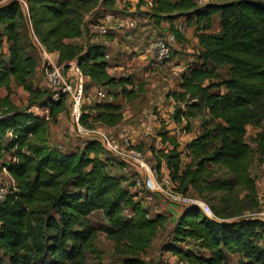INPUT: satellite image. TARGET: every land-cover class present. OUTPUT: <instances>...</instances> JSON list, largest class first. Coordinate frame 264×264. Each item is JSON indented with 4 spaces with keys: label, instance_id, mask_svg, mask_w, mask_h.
I'll list each match as a JSON object with an SVG mask.
<instances>
[{
    "label": "trees",
    "instance_id": "16d2710c",
    "mask_svg": "<svg viewBox=\"0 0 264 264\" xmlns=\"http://www.w3.org/2000/svg\"><path fill=\"white\" fill-rule=\"evenodd\" d=\"M140 3H145L164 22L179 17L186 26L194 28L199 64L188 67L181 75L179 91L168 96L188 111L204 109L216 123L213 131L194 140L211 149V154L204 155L194 169L181 170V153L175 148L165 154L158 152V169L163 159L177 191L187 194L189 188L199 198L206 191H224L233 184L216 177L205 164L224 170L235 183L246 184L254 193V184L246 176L251 148L245 134L247 126L259 128L264 124V0H213L201 7L193 0ZM25 4V9L16 0L0 5V26L7 44V54L0 53V89L8 91L13 82L34 93L28 82L36 74V58L32 52L25 54V49L31 47L30 33L46 53L58 54L59 63L75 60L94 84L119 87L117 97H134V91L126 88L131 85L130 77L107 74L101 47L70 43L81 37L83 30L86 32L80 12L87 5L85 0H25ZM215 14H219L217 35L211 33ZM169 30L181 43V33L173 26ZM220 67L227 68V78L216 73ZM49 101L42 105L50 109L54 119L63 99ZM120 109L116 103H98L95 120L114 127L122 121ZM191 112L179 110L180 116L175 117L192 118ZM42 120L18 109L0 117V159L4 151L13 152L16 159L7 168L17 186L0 202V251L7 257L6 263L85 264L86 252H94L93 239L98 232L113 241L116 248L126 242L145 249L155 236L161 215L148 218L147 210L139 203L126 204L132 196L123 189L121 179L106 174L94 159L86 156L97 144L85 143L82 153H43L40 148L30 147L27 155L23 152L28 140L41 129ZM7 131L12 135L2 144ZM256 147L264 162V129L256 139ZM44 189L52 190V196H45ZM35 204L46 207L35 208ZM125 210L131 211L133 217L124 216ZM95 211H102L108 226H95L88 221ZM176 228L174 241L189 239L203 255L181 251L174 244L167 245L166 251L194 264H226L228 253H238L243 259L241 264L263 263L264 251L254 244V239L264 234L261 220L208 219L196 209H184L176 219ZM123 260V264L137 263L133 257Z\"/></svg>",
    "mask_w": 264,
    "mask_h": 264
},
{
    "label": "rangeland",
    "instance_id": "374dc122",
    "mask_svg": "<svg viewBox=\"0 0 264 264\" xmlns=\"http://www.w3.org/2000/svg\"><path fill=\"white\" fill-rule=\"evenodd\" d=\"M11 0H0L1 2L7 3ZM19 2L25 0H18ZM171 1V0H169ZM197 6L201 7L206 3L212 2L213 0H193ZM87 4L80 9L83 15L84 27L85 25L94 20L96 17H101L105 13H115L122 16H137L140 18V22L135 30L139 31L141 28L151 27V29L156 28V34L158 36H163L166 28L175 25L180 27L182 42L178 43V46L172 50V59L166 64H162L154 72L144 74L145 70L141 68V79L137 77L135 73L132 74L131 85H127V90L134 91V97L132 99H127L120 96L119 103H121L120 111L122 116V121L116 125V128L106 126L99 121L95 120L97 110L95 106L102 101L99 100L97 96V91L102 90L108 94L107 101L110 98H117V94L120 93V89L114 87H107L102 84H94L90 79L85 84L84 97L81 105V116L79 124L88 134L86 136L79 135L75 132V126L73 122L72 114V103L70 100L64 96L58 98L63 99V104L60 111L57 113L56 117L53 119L51 116V111L48 108L49 116L46 120L43 117L42 127L38 131L35 137H31L23 152L27 155V147L34 148L44 151H59V152H80L82 153L85 143L97 144L94 151L87 152V158L94 159L96 163L99 164L101 170L106 174L113 176L115 173L120 172L122 174L120 177L123 183V189L127 190L128 194L132 198L127 200L126 204L133 202L139 203L143 208H147L148 214L153 217L155 214H160L162 219L165 220V224H158L155 236L150 240L147 247L143 250H139L134 243L122 242V244L115 248L114 253L110 252L112 260L117 256L118 263L121 264L122 258L133 257L136 260V264H194L192 261L185 259L183 256H179L173 252V256L162 255V252H167L166 246L169 244H174L176 248L181 251L190 252L193 255L199 256L203 252L199 250L197 244L189 239L184 241L175 242L174 234L176 231V223L173 227H170L169 221L174 213L170 215L168 206L170 205L164 198H153L152 201H146L144 194H139L136 198L134 197L137 192L133 189L132 181L133 177L131 173L123 171L127 163L118 156H114L108 152H105L102 143L100 141V134L105 135L108 138L114 139L117 143L123 138V140H128L135 146V150L139 152L147 161L148 164L155 170L159 172L157 160L160 157V153L165 154L171 148H175L179 153H181V170L194 169L199 160L204 157V155H210L211 149L206 143L198 141L194 142L196 138L204 134L206 131H213L216 123L212 122L207 116L204 109L198 112H191L184 108L183 105L175 104L168 106L166 110L168 114H165L162 107H166V102L169 101V94L174 91L175 86L178 81L180 82L181 75L193 65H198L199 61L197 59L198 45L194 37V28L186 26L183 18H176L172 22L167 23L162 21V17H155L147 7L145 3H140V0H85ZM25 9V7L23 6ZM25 13V12H24ZM26 14V13H25ZM157 20V21H156ZM217 20L212 26L211 33L217 35L219 33V28L217 27ZM83 27V28H84ZM87 31V30H86ZM86 33L83 30L84 41L83 43H75L78 46H88L92 45L89 39L86 38ZM2 27L0 26V47L3 38ZM27 36V35H26ZM30 49H25V54L32 52L36 55V58L43 57V51L40 49L39 45L35 41V38L30 35ZM134 41H124L122 37H117L116 47L111 45L107 49L113 51L112 46L115 47V51L121 53L122 56L126 55L127 51L124 53L120 52V45L124 43L126 47L132 48L137 45L140 41L138 39H133ZM111 42L113 40H110ZM147 43H144L142 47H146ZM130 50V49H129ZM134 49H132L133 51ZM138 52V51H137ZM137 52H131V55L137 54ZM1 53V52H0ZM1 56V55H0ZM118 56V55H117ZM116 56V57H117ZM45 58V56H44ZM43 66L40 67V71L36 72L34 76L29 79V85L34 90L33 94H30L23 90L22 87L11 83L10 89L7 91L5 89H0V117L5 115L11 109L18 110H28L38 114L37 109H43L45 106L42 103H49L53 97V92L48 87L44 85L41 78V71ZM155 73H159L158 80L156 81V86H151V77ZM216 73L224 79L227 78V68L220 67L216 69ZM146 75V76H145ZM149 75V76H148ZM147 78H144V77ZM166 101V102H165ZM112 103V102H111ZM166 105V106H165ZM47 108V107H46ZM185 112L189 114L193 113L192 118L179 117L178 111ZM170 112V113H169ZM164 113V114H163ZM179 114L180 119H176L175 115ZM41 116V115H40ZM152 117H156L155 119ZM264 129V124L261 127L247 126L245 141L251 148V155L248 159V169L246 172L247 178L254 184V193H251L244 183H235L231 175L227 174L224 170L213 167L210 164H205V167L211 169L216 177H220L225 181H232V186L229 189L219 192H204L200 200L207 204L215 218H225L227 221L241 220V219H257L264 222V162L257 152L256 139L258 135ZM147 132L146 137L149 139L144 143L140 141L139 143H134L131 136L143 135ZM150 132V133H149ZM169 132H173L176 136H169ZM7 134V136H6ZM9 134V135H8ZM11 131H7L3 137L2 144L5 143L6 138L11 137ZM141 135V136H142ZM10 136V137H9ZM42 153V154H43ZM30 156L34 154L30 153ZM13 152L4 151L2 153V158L4 162H8L10 158H14ZM34 161H36L34 159ZM160 163L163 164V159H160ZM4 164L0 167V189L4 188V191L9 193L11 190L15 189L17 184L10 176L7 166ZM130 165V164H128ZM161 168V165H160ZM129 187H131L129 189ZM45 196H52L53 191L50 189L42 190ZM188 196H197L191 189L188 188ZM125 204V205H126ZM169 204V205H168ZM42 204H35L34 207H41ZM46 207V206H43ZM123 208H126L123 206ZM101 217V216H100ZM169 225V226H168ZM100 233V232H99ZM98 236H101L98 234ZM160 239L157 243H154L155 239ZM101 238L96 237V244L101 246L104 244ZM174 241V242H173ZM156 242V241H155ZM254 244L259 246L264 251V234H259L257 238L254 239ZM130 246V247H129ZM94 249L92 253L91 250L86 252V258L96 257V251ZM175 254V255H174ZM203 255V254H202ZM168 257V258H167ZM175 257V258H174ZM7 257H3L0 251V264L6 263ZM171 260H173L171 262ZM243 261L242 257L238 253H228L226 258V264H241ZM89 262V261H88ZM110 264H116L114 261H109ZM91 264H104L92 261ZM264 264V259L263 263Z\"/></svg>",
    "mask_w": 264,
    "mask_h": 264
},
{
    "label": "built area",
    "instance_id": "2783aa9c",
    "mask_svg": "<svg viewBox=\"0 0 264 264\" xmlns=\"http://www.w3.org/2000/svg\"><path fill=\"white\" fill-rule=\"evenodd\" d=\"M19 3L26 8L24 1ZM2 4L5 3L1 2L0 5ZM139 22L140 18L137 16L126 15L121 17L118 14L107 12L101 17H96L86 24V38L89 39L90 43L102 48V57L107 64L106 72L109 76L115 78H131V70L136 65V57L130 53L137 52V50L130 51L124 56L119 55L118 57L117 53L109 51L107 48L110 43V38L117 39L119 36L128 38L129 33L137 28ZM175 29L181 33L179 26H176ZM163 32V36H158V34H156L154 38L146 44V47L141 53L144 62V74L154 72L162 64L170 62L173 57L172 50L178 46V41L174 32H171L169 28H166ZM41 78L44 85L53 92L52 101H56L62 96L70 100L72 103L75 132L79 135L86 136L88 132L81 127L79 121L85 84L89 78L82 72L77 62L72 60L64 63H55L47 60L43 65ZM97 96L102 102H106L109 97L108 94L102 90L97 91ZM27 112L34 116H44V120L49 116L48 107H44L41 110L37 109L39 115L32 113L31 109H28ZM100 141L105 152L118 156L127 163L124 170L132 174V186L137 192L134 196L135 198L139 194H144L145 200L150 202L157 196L164 198L176 211V213L174 212L176 218L179 217L184 209H196L201 216L208 219H216L211 208L202 202L198 196L191 197L177 191L176 183L172 182L168 171L166 173L161 172V170L155 172L148 164V161L135 150L133 143L130 141L128 142L126 139L123 140V138L117 143L114 139L108 138L102 134H100ZM15 162V157L10 158L8 162L0 161V167L4 164H13ZM130 188L131 187H129V189ZM5 194L4 188H1L0 202L4 199ZM144 208L147 209L145 206ZM123 214L128 218L133 217V213L129 210H125ZM147 217L150 218L151 216L148 214Z\"/></svg>",
    "mask_w": 264,
    "mask_h": 264
},
{
    "label": "crops",
    "instance_id": "0c3cea01",
    "mask_svg": "<svg viewBox=\"0 0 264 264\" xmlns=\"http://www.w3.org/2000/svg\"><path fill=\"white\" fill-rule=\"evenodd\" d=\"M212 20H213V25L215 24V20H217L218 22H217V27L219 28V14H215L213 17H212ZM28 25V24H27ZM175 27H176V25H175ZM154 29H151V27H146V28H141L139 31H135V32H131V33H129V37L128 38H126L125 36H122V39H124V41H127L128 43L130 42V41H134L133 39H138L140 42L137 44V45H135L134 47H132V48H129V47H126L125 45H124V43H121V47H120V49L121 50H119L120 52H122V53H124V51H127L126 53H129L130 51H132V49H134L135 51L137 50L138 52H137V54H136V61H135V66H134V68L131 70V74H133V73H135L136 75H137V77L138 78H140L141 79V74H142V70H144L143 69V65H144V62H143V58H142V56H141V53H142V51H143V49L145 48H143L142 47V45L144 44V43H147L148 44V42L150 41V40H152L153 38H154V36L156 35V28L155 27H153ZM85 39H84V35H82L81 37H79V38H77V39H75V40H72V41H70V43L71 44H75V43H83V41H84ZM109 40H113L112 42L110 41V43H109V46L108 47H110L112 44L113 45H115V47H116V43L118 42L117 41V39H113V38H110ZM2 43H1V47H0V52L2 53V54H4V55H6L7 54V44H6V38L3 36V38H2ZM197 41V40H196ZM77 45V44H76ZM79 45V44H78ZM40 47V46H39ZM115 47L114 46H112V48L114 49L113 50V52H115V53H117L118 54V57H119V55H121V53H118L117 51H115ZM40 49L43 51V57L42 58H36V55H34L33 54V57H35L36 58V64H37V67H36V72H37V74H38V72L40 71V67L41 66H43L44 65V63L47 61V60H50V61H53V62H55V63H57V62H59V56H58V54L57 53H51V54H48V53H46L41 47H40ZM130 49V50H129ZM133 50V51H134ZM44 56H45V58H44ZM122 56V55H121ZM142 70H141V69ZM153 77H151V79H152V81H151V86L152 87H155L156 86V81L158 80V77H159V73H155L154 75H152ZM156 80V81H155ZM179 81H178V83H177V85L175 86V88H174V91H179V88H178V85H179ZM155 85V86H154ZM111 100L110 101H106V102H112V103H116V104H119V105H121V103H119V99H120V96L119 97H117L116 99H114V98H110ZM168 100L169 101H165L166 102V104H167V106L166 107H162L163 109H165V111H164V113L165 112H167L166 110H169L170 111V109H167L168 108V106H171V105H175V102L173 101V99L171 98V97H169L168 98ZM163 113V114H164ZM170 113V112H169ZM165 114H168V113H165ZM34 116V115H33ZM123 118H125L124 117V115H123ZM152 118H156V117H152ZM113 128H116L115 126L113 127ZM150 133V132H149ZM141 135H142V133H141ZM141 135H137V136H131V138L133 139L132 141L134 142V143H139L140 141H144V143H147L146 141L149 139L148 137H146L147 135H149V134H147V132H145V133H143V135L141 136ZM169 136H172V137H174V136H176L173 132H169V134H168ZM0 161H2V162H4L3 160H1L0 159ZM160 170H161V172H164V173H166L167 172V169H166V166H165V164H164V162H163V164H161V168H160ZM123 171H125L124 169H123ZM122 174H120V172H118L117 174L115 173L113 176H115V177H120ZM156 198H159L158 196L156 197ZM169 205V204H168ZM169 208H167L168 210H169V213H170V215H172L171 213H176V211L174 210V208L171 206V205H169L168 206ZM175 213H174V215H172V217L170 218V220L169 221H166V222H168V223H170L169 225H170V227H173L174 225H175V223H176V215H175ZM101 216V217H100ZM160 221H159V223H162V224H165V220L164 219H162V217H160V219H159ZM88 221L90 222V223H92L93 225H95V226H108V222H107V220H106V218H105V216L103 215V213H102V211H95V212H93L89 217H88ZM168 225V226H169ZM98 234L99 235H101V236H98ZM96 237H99V238H101V240H103L102 242L104 243V244H101V246H98L97 244H96ZM160 239H155L154 240V243H157L158 241H159ZM156 241V242H155ZM93 247H94V249L96 248V249H98V250H95L96 251V257H91L92 255H89V258H91V260H89V259H87L86 258V263L85 264H91V262L92 261H95V262H99L100 261V263H104V264H110L111 262H109L110 260L111 261H114L116 264H120V263H118V257L117 256H115L116 258L114 259V260H112V256H110L109 254H110V252H112V253H114V250H116L115 248V244H114V242L113 241H110L109 239H107V237H106V235L105 234H103L102 232H98L96 235H95V237H94V239H93ZM109 253V254H108ZM162 255H164L163 257H165V256H168V257H170V256H173V253H171V251H167V252H162ZM175 255V254H174ZM167 257V258H168ZM175 258V257H174ZM124 258H122L121 259V264H123L124 263V260H123ZM89 261V262H88ZM173 260H171V262H172Z\"/></svg>",
    "mask_w": 264,
    "mask_h": 264
}]
</instances>
